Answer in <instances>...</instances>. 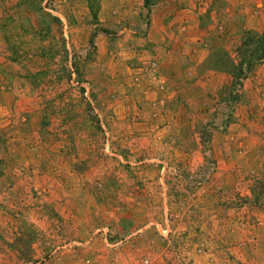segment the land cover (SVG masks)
Wrapping results in <instances>:
<instances>
[{"label":"rangeland","instance_id":"rangeland-1","mask_svg":"<svg viewBox=\"0 0 264 264\" xmlns=\"http://www.w3.org/2000/svg\"><path fill=\"white\" fill-rule=\"evenodd\" d=\"M95 1L0 0V264H264V0Z\"/></svg>","mask_w":264,"mask_h":264},{"label":"trees","instance_id":"trees-1","mask_svg":"<svg viewBox=\"0 0 264 264\" xmlns=\"http://www.w3.org/2000/svg\"><path fill=\"white\" fill-rule=\"evenodd\" d=\"M42 1L43 0H28V1L19 0V2L16 4V7L20 8V6H23L22 8V12L24 13L23 17L24 16L31 17V15H34V14H36L35 16H37V14L39 13V14L48 16L50 20H52L57 26L61 25V22L58 18L54 16H50L49 14L42 11V7H41ZM143 1H144L143 2L144 7L147 8L148 0H143ZM87 8H88V12L91 18V22L96 23V14L98 11V4L96 3L95 0H87ZM20 12H21V9H20ZM10 23H14V25L12 26V29L14 31L19 30L20 28L23 27L21 24H19L18 18H15V17L13 19H10ZM32 23H34L31 27V29L34 30V36L31 38L32 41L30 42V44H32L33 48L31 47L27 49H17L16 43H18L20 48H24L22 44L20 45V40H18L16 37L13 39L12 37L14 36H8L6 26H2L0 28V30L3 32L2 39L6 46L8 60L11 62H17L19 60L20 61L21 60L30 61L32 58H38L43 62L42 65H44L45 67L52 64V62L56 63V61L54 60L55 56L57 55L56 50H54L55 48L48 46L47 44H42L44 42V39L46 38V35L44 33H46V31L47 33H49V29L44 28L43 21L40 18H38L37 20L34 19V21L31 22V24ZM35 26H37L36 29L34 28ZM103 31L104 30H102V33H105ZM247 33H249L248 36L249 37L252 36V38H249V37L246 38L247 40H249L247 43V46H249L250 48L246 51V54L244 55L245 59L242 61L241 65H238L236 67L234 64H232V62L231 64L229 62L228 65L226 64V71L225 69L222 70L223 72L230 74L232 77H234V79L236 78L238 79L242 77L243 73L249 72V70L252 68V66L255 63L260 62L264 59V45L260 47V43H258V40H260V37H258V35H256L255 33H252V32L250 33L249 31ZM255 43L259 44V46L255 47ZM62 54H65V57H66V51L64 49L60 51V55ZM242 65H244L243 68H242ZM60 72H65V76L67 74V79L65 78V81L70 80V77H71L70 71L60 70ZM49 73H52L50 68L48 69L45 68L44 70L33 72L29 76L32 79L31 83L34 84L35 80L39 76L48 75ZM57 78L59 79L60 77L57 76ZM82 92H83V89L80 88L79 93L81 95H82ZM49 102H50V104L48 103L49 106H47L45 109L50 110L49 109L50 106H52V109H55L53 107L55 106V102L51 100ZM50 112L53 113L51 110ZM97 127H99V125Z\"/></svg>","mask_w":264,"mask_h":264},{"label":"built area","instance_id":"built-area-1","mask_svg":"<svg viewBox=\"0 0 264 264\" xmlns=\"http://www.w3.org/2000/svg\"><path fill=\"white\" fill-rule=\"evenodd\" d=\"M262 106H264V101L262 102ZM144 264H145V261H144Z\"/></svg>","mask_w":264,"mask_h":264}]
</instances>
